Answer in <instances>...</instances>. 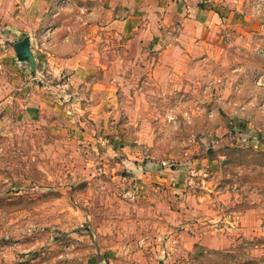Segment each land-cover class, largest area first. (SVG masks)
<instances>
[{
	"label": "rangeland",
	"instance_id": "rangeland-1",
	"mask_svg": "<svg viewBox=\"0 0 264 264\" xmlns=\"http://www.w3.org/2000/svg\"><path fill=\"white\" fill-rule=\"evenodd\" d=\"M71 3V49L24 40L0 69V264H264V0H201L215 26L180 70L149 77L123 41L72 58L113 87L96 113L45 56L96 43Z\"/></svg>",
	"mask_w": 264,
	"mask_h": 264
},
{
	"label": "crops",
	"instance_id": "crops-1",
	"mask_svg": "<svg viewBox=\"0 0 264 264\" xmlns=\"http://www.w3.org/2000/svg\"><path fill=\"white\" fill-rule=\"evenodd\" d=\"M72 1L0 0V69L7 72L9 66L16 65L18 68L21 67V70L28 66L20 49L24 40L30 43L29 50L38 57L42 56L40 53L43 51L40 43L47 44L46 41L52 44L50 50L56 48V45L71 49L69 32L65 29L61 32L60 29L62 22L58 5L60 8H69ZM77 1L80 2L79 7L95 5L97 14L90 16L91 19H86V13L82 22L95 24L96 43H93L92 39L91 45L89 42L83 43L75 54L69 52L62 55L46 51L45 56L48 57L47 61L50 64L48 67L52 73L69 74L67 79L69 83H65V86H74L78 82L87 84V88L93 85L91 107L90 102L86 100L87 108L93 112L96 110L98 112L106 103L112 102L114 97L109 92L113 87H107L104 82L93 78L94 69L89 62L74 65L75 59L72 58L120 54V42L123 41L126 45L123 52L132 54L131 58L138 55L146 56L147 66L142 70L150 72L149 77H155L160 72L168 70L169 73L176 69L180 70L183 64H191L198 57L200 48L197 46L200 36H205L209 32L205 25L212 29L217 19L216 14L205 9L201 0ZM199 24H202L201 27ZM104 36L113 43L118 42L117 46L115 45L113 49L106 47L103 44ZM61 55L62 57H59ZM147 55L151 56L150 60H147ZM97 61L99 62V59ZM132 66L136 68V63Z\"/></svg>",
	"mask_w": 264,
	"mask_h": 264
}]
</instances>
